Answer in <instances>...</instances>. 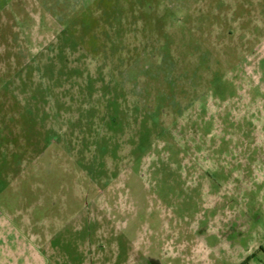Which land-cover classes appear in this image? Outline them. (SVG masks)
I'll return each mask as SVG.
<instances>
[{"label": "rangeland", "instance_id": "374dc122", "mask_svg": "<svg viewBox=\"0 0 264 264\" xmlns=\"http://www.w3.org/2000/svg\"><path fill=\"white\" fill-rule=\"evenodd\" d=\"M264 264V0H0V264Z\"/></svg>", "mask_w": 264, "mask_h": 264}, {"label": "flooded vegetation", "instance_id": "af4514ba", "mask_svg": "<svg viewBox=\"0 0 264 264\" xmlns=\"http://www.w3.org/2000/svg\"><path fill=\"white\" fill-rule=\"evenodd\" d=\"M153 262H151V264H152Z\"/></svg>", "mask_w": 264, "mask_h": 264}]
</instances>
